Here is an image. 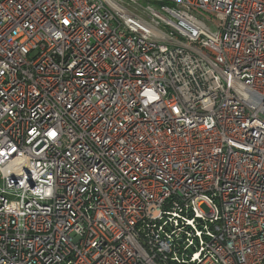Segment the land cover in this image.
I'll return each mask as SVG.
<instances>
[{"label":"built area","instance_id":"1","mask_svg":"<svg viewBox=\"0 0 264 264\" xmlns=\"http://www.w3.org/2000/svg\"><path fill=\"white\" fill-rule=\"evenodd\" d=\"M0 264H264V0H0Z\"/></svg>","mask_w":264,"mask_h":264}]
</instances>
